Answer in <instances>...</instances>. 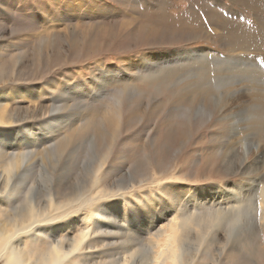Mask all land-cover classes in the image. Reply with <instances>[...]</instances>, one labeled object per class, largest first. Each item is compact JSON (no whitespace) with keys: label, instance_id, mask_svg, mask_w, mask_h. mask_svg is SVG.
<instances>
[{"label":"rangeland","instance_id":"obj_1","mask_svg":"<svg viewBox=\"0 0 264 264\" xmlns=\"http://www.w3.org/2000/svg\"><path fill=\"white\" fill-rule=\"evenodd\" d=\"M246 4L0 0V109L7 104V113L23 119L8 127L19 130L0 150L6 146L13 155L19 151L18 141L27 143L21 149L27 158L11 181L20 199L16 204L26 196L37 203L51 196L66 208L65 213L50 214L46 229L34 227L35 236L21 235L15 242L36 250L55 244L68 249L74 244L79 246L75 258L79 264H154L156 250L166 241L157 244L162 227L177 215L161 212L168 207L167 200L194 194L198 198L202 188L212 200L211 194L219 198L226 190L264 181V101L259 96L263 84L259 82L262 93L246 83L248 75L224 69L225 63L215 65L213 59L239 54L225 49L229 40L223 38L218 17L229 24L224 35L232 32L231 26L243 39L245 33L264 31V18L254 13L251 2ZM223 10H234L239 17L225 16ZM217 33L221 37L216 38ZM184 50L208 51L207 62L189 55L176 58L174 53ZM152 66L173 67L178 73L150 86L145 77ZM205 69L211 72L209 83L201 80ZM139 74L143 79L129 86H135L132 93L126 90L115 102L113 94L127 86L125 78L132 81ZM258 76L255 80L264 82L260 79L264 73ZM114 110L120 114L112 116ZM97 168L99 179L94 181ZM5 175L0 166L1 188ZM259 188L247 192L254 206L261 204ZM80 194L89 199L79 201ZM5 205L0 208L7 212L12 204ZM248 213L253 215L250 231L255 233L250 245L257 251L247 250L250 245L240 237L232 240L237 234H230L232 222L204 240L195 229H185L182 259L189 264H264L259 211L255 206ZM171 250L172 256L181 252L176 246Z\"/></svg>","mask_w":264,"mask_h":264},{"label":"bare ground","instance_id":"obj_2","mask_svg":"<svg viewBox=\"0 0 264 264\" xmlns=\"http://www.w3.org/2000/svg\"><path fill=\"white\" fill-rule=\"evenodd\" d=\"M235 1L245 2L247 4H249L251 2L254 5V6H252V7H254V13L258 14L260 17L264 18V0H235ZM165 2H166V0H165ZM219 5H221V4H219ZM162 6H164V4ZM234 9H236V8H234ZM213 11H214V9H213ZM223 12H224L223 14H225V16L227 15L228 17L233 18V19H236L237 17H239V14L237 12H235L234 10H229V11L223 10ZM216 13H218V12H216ZM170 17H172V16H170ZM174 19H175V17H174ZM146 21H148V20H146ZM244 23L248 27H250V25H251L246 20H244ZM217 24L223 29V38L229 40L227 45H225L226 46L225 49L230 53L231 52L235 53L237 51L239 54L233 55L234 57H223V58L221 57V59H220V57L214 56L213 59L216 60L215 61L216 63L214 62L215 65L218 63H220L222 65L223 63H225L227 67L225 66L226 68H224V69L228 68V69H230V71H235V72H239V73L248 75L249 78H247L246 83L248 84V82H250V86L255 87L256 89H258L259 92L261 91L263 93V91L261 90L262 87L260 86V84L262 83L263 88H264V82L256 81V80H259V76H258L259 73H264V59H263L264 58V31H261V33L259 35H256L252 32L247 34V35L245 33V37L243 39L242 37H239L240 32L238 33V31H236V28L234 26H231L232 32L227 33V35H224L225 30L229 31L227 29V25H229V24L226 22V20H222L221 17L220 18L218 17V23ZM184 30H186V29H184ZM215 30H216V28H215ZM206 34L214 36V32L213 33L206 32ZM219 37H221V36H219V34L217 33L216 38H219ZM257 37H258V41H256V42L253 41ZM240 38L243 39V41ZM207 52L198 51V50H186V51L184 50L182 52H176V53H174V55L176 56V58H178V57L184 58V57L189 55L191 57H196L195 60L199 59V61H200V58L206 59L209 56V55L207 56ZM260 55L262 57H260ZM151 59L153 60V58H151ZM232 61H234V63L232 65H230L231 67H229L228 63H230ZM202 62L203 63L207 62V59L202 60ZM108 70L114 71L111 68ZM198 70H200V69H198ZM104 72L105 71H102V75L103 74L107 75L108 72H105V73ZM146 72H150L145 77L146 79H148L151 82L150 86L155 85L156 84L155 81H164L165 79H168L174 75H177V73H178V72H175L173 70V67H160V66L154 67V68H153V66L149 67V68H147ZM114 75H115V72H114ZM114 75H113V73H111L112 78L109 80L110 82L114 79ZM140 76L141 75L139 74L137 76V78L134 77V79L132 81H129L128 80L129 78L128 79L125 78V81L123 84H124V86L125 85H127V86H125L123 88H117L116 89V92L113 94V96L115 95V98H116L115 102L121 101V96L124 95L126 90H127V93H132V91L134 90L133 88L135 86H133L130 89H128V88L131 84H134L136 81L138 82V80L143 79V78H140ZM130 78H131V76H130ZM260 79L264 80L263 77ZM115 80H117V78ZM201 80L205 83L211 82V72L209 70L205 69L204 72L201 74ZM259 82H261V83H259ZM92 87H95L94 83H93ZM195 89H197V88H195ZM213 96H215V95H213ZM259 96H262L261 100L264 101V93L262 95H259ZM197 99H199V98H197ZM110 101H111V99H110ZM111 104H113V103H111ZM7 108H8V105L6 104L3 108L0 109V145L4 144V142H6V141L13 142L12 140L15 139L14 137H16L15 135H16L17 131L19 130V128L11 129L8 127H10L13 122L17 123L20 119H22V117H13V113H7L8 112ZM116 108H119V107H116ZM119 112H120L119 110H114L112 116L119 113ZM29 117H33V116H29ZM39 120H41V119H39ZM116 128H118V127H116ZM24 136H25V138H28L27 137L28 135H24ZM261 137H263V135ZM72 138H74V137H72ZM25 143L26 142L23 140L18 141L17 148H19V151H17L13 155L10 152L6 151V146L3 147V149L1 148V150H0V161H2V163L0 162V166H2L3 172H4V174H6L4 177V181H2V183H4V187L3 188L0 187V203H1L0 206H2V204H6L5 206H7L8 203H9V206H10V203L12 204V207L10 208V210H7V212L4 209L2 210V208H0V264L1 263L2 264H79L78 261L77 262L75 261L76 253H77V250L79 249V246H76L74 244L68 249H65L63 246H60L59 244H55L52 247L41 248L39 250H36V249H29L26 246L21 247L19 243L15 242L16 239L19 240L21 235H25L27 237L35 236L36 232H34V227L37 228V230L46 229L48 226L45 224V221L48 220V218L52 212H54V213H65L66 212V208L64 206H62V202L56 198L51 197V196H48V199H46L44 202H39V203L34 202L29 196H26L27 198L22 199V203L21 204L18 203L20 205L17 206L16 203L19 202L20 199L18 201V198H17L18 195L15 193L16 189H17L16 184L11 183V181L13 179L12 178L13 173H15L21 169L22 165L24 164V162L27 158V153L21 151V149L24 147ZM9 146L13 147L12 145H9ZM47 157H48V154H47V156L46 155L44 156V160ZM105 158H106V154L103 157V159L99 162V168L102 167V162L105 160ZM52 160H54V159H52ZM232 163L234 164V162H232ZM229 165L230 164H228L227 167L231 168L232 166L230 165L231 166L230 167ZM97 174H98V168L96 169V175ZM98 175H97L96 180H94V181H98V179H99ZM25 176L26 175L23 174L22 177L25 178ZM172 176H173V174H172ZM0 179H1V176H0ZM170 179H169L170 181L173 180L172 178H170ZM183 180H186V179H183ZM251 180H253V179H251ZM262 180H264V178ZM17 181H19V180H17ZM21 181H23V180H21ZM255 186H260L258 196L261 200V204L259 206H257V205H255V206H256L257 212L259 211L258 222L261 224L260 225L258 223L259 227H262L261 231L264 232V181H250L249 187L247 189H243L240 186V187L236 188V190H226V192H227L225 194L226 196L221 195L219 198H215L216 196L211 194L212 200L209 198L210 195L208 196L205 193L206 188H202V190H201L202 194L198 198H196V195L193 193L194 195L188 199L183 200V198H181L179 196L180 199L175 198L173 200H167L168 207L166 208V210L165 209L161 210V212H163V211L175 212L176 211L177 215H175V217L172 216V220L170 221L168 226H166L165 228L162 227V230L160 229L161 235H160V237L157 235L159 237V239H158V242L157 241H155V242H157V244L159 246L163 243H164V245L161 246L162 249L156 250L154 258H153V263L154 264H189L187 261H184L182 259V246L180 244L181 238H182L183 234L185 233V229H188V231H189V229L190 230L195 229L197 231V233L201 236L202 240H204L207 235H210V234L216 235L218 227L224 228V224H231L232 222H234V225L231 227L230 234L233 233L234 231L237 232V234H235V238L233 237L232 240H234L235 242H238L239 237H240V240L244 241L246 243V246L249 247V245L253 243V239H255V238H251V236L255 235V233H252L250 231V226H251L250 222H252L253 215L248 213V211H249V209H251V211L254 210L255 206H254L253 202H250L251 201V194L248 195L247 192L249 190L251 191V189H253V187H255ZM77 191L78 190H76L75 192H77ZM254 191L256 192L257 189H254ZM78 196H79V201H82V200H80V197H83V199H84L83 203H85L89 199V197L87 195L80 194ZM231 198L233 200L230 202H225V204L221 202L222 200L226 201V200H229ZM77 201H78V199H77ZM210 201H211V203H210ZM214 202L216 203V206H212ZM206 203H209V204H206ZM221 204H224V206H220ZM176 206H178V208H176L178 210H175ZM123 207L126 208L125 205H123ZM202 209H206L207 211H206V213L201 215L199 218V217H197V214L200 213ZM211 209H214V210H211ZM98 210L100 211V209H98ZM124 213H125V211H124ZM125 214H127V213H125ZM231 214H233L232 217L230 216ZM166 228H168L169 230H167ZM247 230H249L250 233L245 235L244 237H241V235H244L243 232H245ZM164 238L166 241L164 240L165 242L161 243L162 239H164ZM247 239H249V241H247ZM156 240H157V237H156ZM227 240H231V239L227 238ZM46 242L47 241H44V243H46ZM231 243L234 244L233 242H231ZM46 244H49V242ZM173 246H176L178 250H181V252H179L180 256L178 255V253H176L175 256H172L173 251L171 249L173 248ZM250 249L257 251L256 248L254 246H251V245H250V248L247 250H250ZM263 256H264V254H263Z\"/></svg>","mask_w":264,"mask_h":264}]
</instances>
